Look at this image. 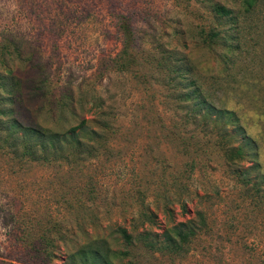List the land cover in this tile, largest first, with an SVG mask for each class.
<instances>
[{"label":"rangeland","instance_id":"obj_1","mask_svg":"<svg viewBox=\"0 0 264 264\" xmlns=\"http://www.w3.org/2000/svg\"><path fill=\"white\" fill-rule=\"evenodd\" d=\"M220 1L235 7L234 0ZM207 22L202 0H0V54L12 52L0 72H44L53 77L57 91L89 86L121 119L114 154L102 151L83 166L20 161L0 149V264H72L70 255L98 235L109 243L112 264H264V199L246 195L216 164L184 174L182 159L164 139L171 134L159 129L160 120L168 126L176 118L163 104L166 91L106 70L122 50L126 27L140 44L160 41L215 67L192 39ZM241 66L245 76L229 105L249 110L246 120L259 140L264 171V119L255 115L264 108V41ZM178 134L189 137L192 130ZM183 175L192 176L182 178L190 193L186 212L174 197L157 196L160 190L180 192L175 178ZM197 195L211 199L201 202ZM142 200L157 219L134 236L149 234L169 243L172 225L193 217L197 209L206 211L210 227L182 255L142 242L126 247L120 229L132 232L130 221Z\"/></svg>","mask_w":264,"mask_h":264},{"label":"trees","instance_id":"obj_2","mask_svg":"<svg viewBox=\"0 0 264 264\" xmlns=\"http://www.w3.org/2000/svg\"><path fill=\"white\" fill-rule=\"evenodd\" d=\"M202 2L208 22L192 39L216 62L215 67H205L193 53L170 48L160 41L140 44L126 27L122 50L109 60L106 70L133 77L144 88L166 91L168 102L163 104L172 107L176 118L168 126L160 120L159 129L171 134L164 139L182 159L184 174L193 175L216 164L232 174L246 195L255 194V200H263L260 144L246 120L250 119L249 110L239 103L230 107L229 103L240 91L239 78L245 76L246 69L241 65L256 56L260 41H264V0H234L235 7L220 0ZM15 52L20 55L17 49ZM11 55L9 50L0 54V65L6 67ZM54 83L53 77L44 72H0V149L20 161L62 162L76 167L99 158L102 151L114 154L115 141L121 134V119L115 108L89 86L57 91ZM260 94L264 100V86ZM255 115L256 119H264V108H258ZM180 130H192V134L181 136ZM191 175L175 178L177 188H181L176 195L160 190L157 196L162 200L174 197L186 212L190 193L182 178L188 181ZM162 179L160 185L164 188L165 177ZM139 194L143 199L144 192ZM197 196L201 202L211 199L209 195ZM140 204L137 217L130 221L132 232L120 229L126 247L142 242L156 251L168 249L170 254L182 255L210 227L206 211L197 209L193 217L172 225L169 243L154 240L149 234L134 236L142 227L153 226L157 219L143 200ZM110 249L107 239L98 235L69 260L72 264H112Z\"/></svg>","mask_w":264,"mask_h":264}]
</instances>
